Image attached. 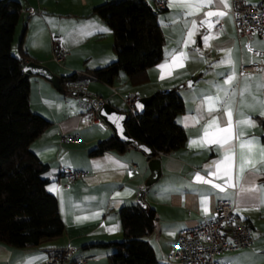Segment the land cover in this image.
Masks as SVG:
<instances>
[{"label":"crops","instance_id":"crops-1","mask_svg":"<svg viewBox=\"0 0 264 264\" xmlns=\"http://www.w3.org/2000/svg\"><path fill=\"white\" fill-rule=\"evenodd\" d=\"M107 1L113 0H20L22 14L15 27L13 53L17 54L21 43L27 55L24 62L45 65L61 79L62 90L58 91L44 77L29 76L30 108L50 121L29 147L48 165L46 189L57 200L64 232L57 238L42 239L34 247L0 242V264H39L67 245L75 247L74 258L85 259V264H109L108 257L116 249L112 243L123 238L119 209L138 204V193L145 188L150 169L141 151L88 154L100 140L112 136V130L102 119L101 125L88 124L76 106L78 95L67 92L62 81L64 76L74 72L85 75L86 70L116 59L112 34L93 12ZM147 1L157 11L163 31L162 60L147 70V80L141 84H132L120 73L111 85L92 79L88 86L122 112V98L129 93L139 98L173 89L183 99L177 121L186 133L185 144L158 157L160 176L143 193L146 208H153L156 215L146 240L162 262L181 229L211 219L217 201L228 200L237 220L250 228L254 242L224 252L219 259L227 264H264V63L252 72H241L242 65L257 64L259 58L251 54L244 38L235 35L225 13L229 0H212L211 4L207 0ZM247 1L255 4L262 0ZM27 8L36 12L28 14ZM208 12L223 15L207 16ZM218 22L221 28L216 26ZM205 36L209 37L207 43ZM55 37L67 51L61 63L52 60ZM250 46L264 50V41L255 38ZM229 77L232 79L226 83ZM207 97L214 98L211 113ZM212 117H217V125L205 136ZM229 119L231 137L225 143L228 134L220 129ZM67 133H79L80 141L63 142ZM253 137L251 145L241 148L242 142ZM226 156L231 159L225 160ZM66 168L84 171L86 177L68 182L63 174ZM197 174L208 182L196 180Z\"/></svg>","mask_w":264,"mask_h":264},{"label":"trees","instance_id":"trees-1","mask_svg":"<svg viewBox=\"0 0 264 264\" xmlns=\"http://www.w3.org/2000/svg\"><path fill=\"white\" fill-rule=\"evenodd\" d=\"M21 7L20 0H0V242L18 248L34 247L42 239L57 238L64 232L57 200L46 189L48 165L29 147L50 121L30 108V79L22 72L27 58L22 44H18L17 54L12 52ZM93 12L112 34L116 59L85 74L109 85L120 73L134 85L145 82L147 70L163 58L164 35L157 11L147 0H113L96 6ZM84 76L74 72L62 81ZM181 112L183 99L176 90H158L142 113L127 117L125 126L134 141L149 146L158 158L184 146L186 133L177 121ZM129 149L141 151L136 145L109 136L88 154L123 153ZM118 214L123 238L112 243L116 249L108 257L109 264H165L156 259L146 240L154 229V209L133 204L122 206Z\"/></svg>","mask_w":264,"mask_h":264},{"label":"built area","instance_id":"built-area-1","mask_svg":"<svg viewBox=\"0 0 264 264\" xmlns=\"http://www.w3.org/2000/svg\"><path fill=\"white\" fill-rule=\"evenodd\" d=\"M160 6L162 3L159 4ZM28 14L36 11L27 8ZM226 15L230 17L237 37L245 40L246 47L251 54L259 58L257 64L242 65L241 72H252L264 63V50L252 48L250 43L255 39L264 41V0L252 4L247 0H229ZM221 28V22L216 25ZM67 51L58 37L52 40V60L61 63ZM92 79L90 74L82 78H68L64 81L67 92L78 95L76 106L86 116L90 125H101L98 110L109 101L88 89ZM138 96L129 93L122 98L127 117L136 113L135 103ZM63 142L77 143L79 133H67L62 136ZM168 155V153H162ZM68 182L86 177V172L66 168L63 171ZM231 241V243L229 242ZM254 242L250 228L237 220L234 207L228 200H218L215 204L214 215L211 219L194 226L181 229L174 240V245L163 259L165 264H227L219 256L227 251L246 247ZM75 247L67 245L59 251L47 256L39 264H85V259H75Z\"/></svg>","mask_w":264,"mask_h":264},{"label":"water","instance_id":"water-1","mask_svg":"<svg viewBox=\"0 0 264 264\" xmlns=\"http://www.w3.org/2000/svg\"><path fill=\"white\" fill-rule=\"evenodd\" d=\"M22 72L27 75H39L50 81L53 86L58 90H62L61 79L59 76L55 75L47 66L37 63L33 60L24 62L22 66ZM191 83V82H190ZM189 85V82H187ZM173 89H162L163 92H167ZM74 94V93H73ZM151 96L139 97L135 103L136 113H142L146 104L150 101ZM98 116L106 123L112 130V136L114 139L123 142L127 145H136L148 159V165L150 169V174L145 182V188L138 193L137 202L143 208H146V204L143 200V193L148 189V187L158 180L161 170H160V160L154 158L153 151L149 146L143 143H137L134 141L127 132L126 120L127 116L124 112L119 111L113 107L110 103L104 104L98 110Z\"/></svg>","mask_w":264,"mask_h":264},{"label":"snow or ice","instance_id":"snow-or-ice-1","mask_svg":"<svg viewBox=\"0 0 264 264\" xmlns=\"http://www.w3.org/2000/svg\"><path fill=\"white\" fill-rule=\"evenodd\" d=\"M220 2H221V3H224V0H220ZM207 3H208V4H211V3H212V0H207ZM200 6H203V5H197V7H200ZM227 6H228V5L225 3V7H227ZM206 15H207V16H221V15H223V13H222V12H208ZM201 23H204V21H201ZM193 26L195 27V22H194ZM103 30H104V31H107V29H103ZM189 36H191V32L189 33ZM208 39H209L208 36H205V37H204V41H205V43H207ZM222 62H223V61H222ZM228 62H231V61L229 60ZM163 67H164V65H161V68H163ZM231 79H232V77H229L228 80L226 81V83L230 82ZM217 99H218V98H217ZM207 101H208V103H209V111H210V113H211V111H212V107H211V106H212V104H213L214 98H213V97H207ZM262 114H264V113H262ZM228 115H229V117H231V112H230V111L228 112ZM250 123H251V121H250ZM214 125H217V117H212V118L208 121V127H206L205 130H204V134H205V136L208 135L209 128H211V127L214 126ZM230 128H231V120L229 119V120L227 121V126H226L225 128H223V129H220V131H222V132L228 134V135L225 136V138H224V142H225V143H227L228 140H229L230 137H231V131H230ZM254 141H255V137H253L252 140L242 142V144H241V148L245 147L246 144H247V145H251ZM191 143H192V144H195V143H197V142H196V141H192ZM261 153H262V155H264V148L261 149ZM230 159H231V157H229V156H226V157H225V160H230ZM241 159H242V161L244 160L243 155H242ZM243 170H244V165H243V163H242V164H241V172H243ZM226 174H227V173H226ZM195 179H196V180H200V181H204V178H203L202 176H200L199 174L196 175ZM204 182L207 183L208 181H204ZM214 186H215V187H220L219 185H214ZM50 190H51V189H50ZM221 190H223V189H221ZM118 195H119V194H118ZM202 203H206V201H204V202H202ZM109 230L111 231V230H113V229H109ZM229 242L231 243V241H229Z\"/></svg>","mask_w":264,"mask_h":264},{"label":"rangeland","instance_id":"rangeland-1","mask_svg":"<svg viewBox=\"0 0 264 264\" xmlns=\"http://www.w3.org/2000/svg\"><path fill=\"white\" fill-rule=\"evenodd\" d=\"M13 52V51H12ZM105 127H107L105 124H103Z\"/></svg>","mask_w":264,"mask_h":264}]
</instances>
